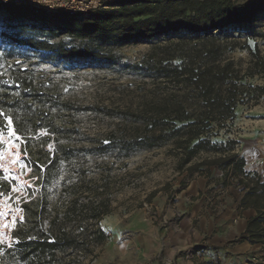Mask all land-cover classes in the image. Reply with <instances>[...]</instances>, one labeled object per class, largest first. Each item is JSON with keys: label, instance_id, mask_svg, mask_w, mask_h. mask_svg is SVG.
<instances>
[{"label": "trees", "instance_id": "trees-1", "mask_svg": "<svg viewBox=\"0 0 264 264\" xmlns=\"http://www.w3.org/2000/svg\"><path fill=\"white\" fill-rule=\"evenodd\" d=\"M1 10L20 22L13 44L45 60L113 58L90 45L35 38L26 22L54 19L75 27L72 31L81 38L105 36L121 45L188 35L154 47L148 70L155 74V86L135 112L123 113L129 127L99 137L69 128L60 117L91 108L64 99L31 70L0 72V131L12 128L21 138L25 160L40 185L37 196L23 206L24 220L13 230L5 257L14 264L92 263L108 239L99 223L113 212L109 186L83 168L63 176L64 166L89 156L129 157L166 146L172 147L179 169L207 177L217 169L223 172L224 187L238 182L244 192L240 207L257 212L240 241L264 245V176L246 169L239 142L219 140L240 106L256 105L264 98V50L259 43L251 46L228 35L264 15V0H113L88 15L48 13L0 0ZM238 50L248 53L245 66L232 57ZM255 78L263 84H254ZM73 137H80L81 144L75 145ZM52 184L60 191L55 199L48 192Z\"/></svg>", "mask_w": 264, "mask_h": 264}, {"label": "rangeland", "instance_id": "rangeland-1", "mask_svg": "<svg viewBox=\"0 0 264 264\" xmlns=\"http://www.w3.org/2000/svg\"><path fill=\"white\" fill-rule=\"evenodd\" d=\"M87 17L82 16L83 19ZM19 23L6 10L0 11V72H6L10 68L31 70L39 82L58 89L64 99L72 101L76 106L91 108L89 111L60 114L69 128H78L83 135L90 137H99L113 130L129 127L123 113L135 112L146 93L155 86V74L148 70L154 47L188 37L186 33H176L167 37L121 45L113 43L105 36L81 38L72 31L75 27L54 19L36 23L26 22L29 32L35 38L51 42L64 40L76 46L90 45L99 52L112 55L113 58L111 61L107 59L45 60L42 55L33 53L27 47L13 44L11 39L18 33L19 30L15 28ZM21 34L23 38L27 35L24 32ZM262 34H264V15L250 25L229 32L228 35L243 42L248 41L251 46L259 43L264 50ZM232 57L242 61L243 66L248 61L247 51L238 50L232 54ZM252 82L263 84L258 78L253 79ZM256 126H261L260 138H263L264 98L256 105L240 106L234 122L228 125L226 133H221L219 140H236L239 142L237 149L243 156L242 140L251 138L250 132ZM79 138L73 137L75 145L81 144L77 141ZM25 159L21 138L9 137L7 130L0 136V212L7 213L0 217V258L5 260L0 261V264H14L5 257V250L11 247L13 230L24 220V204L33 200L40 188L38 175ZM16 160L19 162H14ZM178 164V158L172 147L166 146L142 150L129 157L116 154L103 157L89 156L75 161L72 167L65 165L63 176L74 174L77 169L83 168L88 176L101 180L100 184H108L113 212L100 221L101 227L103 222L126 220L127 216L137 212L145 214L150 221L157 222L147 216L144 204H153L160 212L154 200L163 198L166 204L174 203L177 194L189 181L197 177H207L202 173H193L188 168L179 169ZM211 177L213 173L207 178ZM233 185L238 186V182L233 181L231 186ZM48 192L51 198L55 199L58 198L57 193L60 191H57L52 184ZM7 197L11 199L6 200ZM103 250L104 247L98 249L97 257L89 264H97L96 261Z\"/></svg>", "mask_w": 264, "mask_h": 264}, {"label": "crops", "instance_id": "crops-1", "mask_svg": "<svg viewBox=\"0 0 264 264\" xmlns=\"http://www.w3.org/2000/svg\"><path fill=\"white\" fill-rule=\"evenodd\" d=\"M261 126L250 132L251 138L242 140L241 152L246 169L264 176V137ZM214 177V178H213ZM213 177H197L189 181L177 194L174 203L157 202L160 213L168 220L179 222L181 231L176 233L160 221L152 222L141 212L127 216L119 222H103L108 239L97 264L120 262L140 264L168 256L179 260L181 253L192 246H199L204 261L209 264L219 259L221 264H258L255 253L259 245L241 242L248 221L255 217L254 208H241V186H223V172L213 169ZM180 211L181 218L175 213ZM182 264H189L183 262Z\"/></svg>", "mask_w": 264, "mask_h": 264}, {"label": "built area", "instance_id": "built-area-1", "mask_svg": "<svg viewBox=\"0 0 264 264\" xmlns=\"http://www.w3.org/2000/svg\"><path fill=\"white\" fill-rule=\"evenodd\" d=\"M5 3H11L14 5H28L37 9H44L48 12H66L69 14H82L88 15L92 12L107 8V4L113 0H1ZM144 210L147 216L153 221H160L167 228L172 229L176 233L181 231L179 222L166 219L162 216L159 210L153 205L144 204ZM175 217L181 218L180 211L175 213ZM203 250L199 246H192L187 248L181 253L179 260L172 259L168 256L156 258L155 260L159 264H182L187 262L189 264H206L204 261ZM255 259L258 264H264V245H259L257 252L255 253ZM152 260L147 263L140 264H152ZM107 264H121L120 262H109ZM209 264H221L219 259H214Z\"/></svg>", "mask_w": 264, "mask_h": 264}, {"label": "snow or ice", "instance_id": "snow-or-ice-1", "mask_svg": "<svg viewBox=\"0 0 264 264\" xmlns=\"http://www.w3.org/2000/svg\"><path fill=\"white\" fill-rule=\"evenodd\" d=\"M12 124V120L11 119H9L8 120V125H11ZM3 135V131H0V136H2ZM8 135H9V137H15L16 139H19V136H17L16 135V132L13 130V129H11V128H9L8 129ZM17 147H19L18 145H17ZM17 155V157L19 156V154L17 153L16 154ZM14 162H19L18 160H16V161H14ZM22 167H23V165H21ZM7 199H11L10 197H7L6 198V200ZM5 207L7 206V204H6V201H5V205H4ZM5 215H7V213L6 212H0V217H3V216H5ZM15 223V221H13V224ZM5 227H7V225H5Z\"/></svg>", "mask_w": 264, "mask_h": 264}]
</instances>
